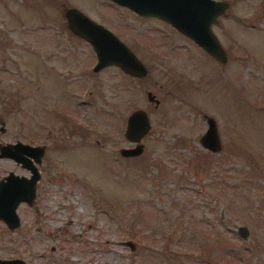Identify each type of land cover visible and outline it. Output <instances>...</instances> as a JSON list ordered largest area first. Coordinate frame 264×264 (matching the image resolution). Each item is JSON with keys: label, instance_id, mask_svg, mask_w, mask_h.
Wrapping results in <instances>:
<instances>
[{"label": "rangeland", "instance_id": "1", "mask_svg": "<svg viewBox=\"0 0 264 264\" xmlns=\"http://www.w3.org/2000/svg\"><path fill=\"white\" fill-rule=\"evenodd\" d=\"M222 1L211 31L223 63L164 20L109 0H0V144L44 149L19 226L0 220V259L264 264V0ZM70 7L114 33L145 75L93 72V49L68 29ZM136 109L150 128L142 152L125 157ZM206 117L218 152L199 142ZM9 171L30 175L0 158V180Z\"/></svg>", "mask_w": 264, "mask_h": 264}, {"label": "water", "instance_id": "2", "mask_svg": "<svg viewBox=\"0 0 264 264\" xmlns=\"http://www.w3.org/2000/svg\"><path fill=\"white\" fill-rule=\"evenodd\" d=\"M125 7L139 16H153L167 22L172 28L185 35L203 49L211 57L220 62L226 61V55L217 38L211 31V24L222 14L228 6L222 0H109ZM68 29L74 35L84 39L93 49L96 62L92 71L98 72L102 68L114 65L122 72L133 77H143L146 73L143 64L133 52L121 42L108 28L99 24L75 8H67L64 12ZM146 98L154 105L159 100L150 91ZM207 127L199 139L201 146L210 152L220 150V140L214 119L205 118ZM150 120L147 113L141 109L132 111L126 120L124 136L134 147L121 148L122 156H137L143 150L139 143L148 132ZM3 131V127L0 128ZM44 149L21 141L0 144V158H7L29 171V177L8 172L0 180V220L8 229L19 226L16 208L20 203L31 205L35 199V186L40 179L37 164L40 162ZM237 234L245 239L248 229L244 226L237 228ZM129 246L132 243L127 242ZM0 264H25L23 260L0 259Z\"/></svg>", "mask_w": 264, "mask_h": 264}, {"label": "flooded vegetation", "instance_id": "3", "mask_svg": "<svg viewBox=\"0 0 264 264\" xmlns=\"http://www.w3.org/2000/svg\"><path fill=\"white\" fill-rule=\"evenodd\" d=\"M10 172V171H9ZM3 178V177H2Z\"/></svg>", "mask_w": 264, "mask_h": 264}]
</instances>
